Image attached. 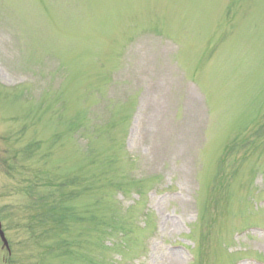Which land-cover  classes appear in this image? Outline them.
<instances>
[{
	"label": "rangeland",
	"instance_id": "rangeland-1",
	"mask_svg": "<svg viewBox=\"0 0 264 264\" xmlns=\"http://www.w3.org/2000/svg\"><path fill=\"white\" fill-rule=\"evenodd\" d=\"M262 200L264 0H0V264H264Z\"/></svg>",
	"mask_w": 264,
	"mask_h": 264
},
{
	"label": "water",
	"instance_id": "water-1",
	"mask_svg": "<svg viewBox=\"0 0 264 264\" xmlns=\"http://www.w3.org/2000/svg\"><path fill=\"white\" fill-rule=\"evenodd\" d=\"M0 238L3 241V244L6 246L7 244H6V241H5L4 237H3V233L1 231H0Z\"/></svg>",
	"mask_w": 264,
	"mask_h": 264
}]
</instances>
